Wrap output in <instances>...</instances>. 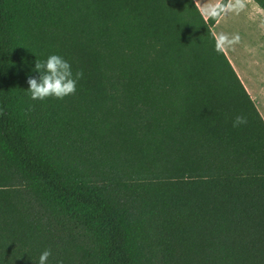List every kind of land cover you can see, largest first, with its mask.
<instances>
[{"label": "trees", "instance_id": "trees-1", "mask_svg": "<svg viewBox=\"0 0 264 264\" xmlns=\"http://www.w3.org/2000/svg\"><path fill=\"white\" fill-rule=\"evenodd\" d=\"M227 2L0 0V264H264V120L215 47ZM52 53L83 76L33 100Z\"/></svg>", "mask_w": 264, "mask_h": 264}, {"label": "crops", "instance_id": "crops-1", "mask_svg": "<svg viewBox=\"0 0 264 264\" xmlns=\"http://www.w3.org/2000/svg\"><path fill=\"white\" fill-rule=\"evenodd\" d=\"M206 19L221 0H193ZM215 38L225 34L229 38L238 36L229 46L222 47L226 57L241 80L264 120V83L255 85L249 73L241 66L240 46L260 45L264 51V10L252 0H228L223 12L212 26ZM249 50V49H248Z\"/></svg>", "mask_w": 264, "mask_h": 264}, {"label": "clouds", "instance_id": "clouds-1", "mask_svg": "<svg viewBox=\"0 0 264 264\" xmlns=\"http://www.w3.org/2000/svg\"><path fill=\"white\" fill-rule=\"evenodd\" d=\"M238 39V36L229 38L225 34H220L216 38L215 47L219 49L229 46ZM30 71H35L38 74L27 79L26 90L33 100H44L49 97L63 99L75 93L77 83L83 76L82 71L74 72L68 60L57 53L49 54L43 61L35 59L34 66ZM244 123H246V119L237 115L232 121V126L237 127ZM50 255L49 250H43L35 264H48ZM57 264H62V261H58Z\"/></svg>", "mask_w": 264, "mask_h": 264}, {"label": "rangeland", "instance_id": "rangeland-1", "mask_svg": "<svg viewBox=\"0 0 264 264\" xmlns=\"http://www.w3.org/2000/svg\"><path fill=\"white\" fill-rule=\"evenodd\" d=\"M255 44L252 47L244 44L240 46L239 63L249 73L254 84L260 87L264 83V51Z\"/></svg>", "mask_w": 264, "mask_h": 264}]
</instances>
